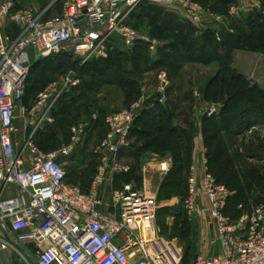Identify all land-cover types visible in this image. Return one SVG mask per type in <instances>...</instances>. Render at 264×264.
Listing matches in <instances>:
<instances>
[{"label":"built area","instance_id":"2783aa9c","mask_svg":"<svg viewBox=\"0 0 264 264\" xmlns=\"http://www.w3.org/2000/svg\"><path fill=\"white\" fill-rule=\"evenodd\" d=\"M144 2L180 11L200 30H213L221 41L227 16L197 0H66L61 14L51 19L43 18L47 10L17 7L15 0L0 4V184L18 188L15 196L0 198V253L9 262L18 253L24 261L35 257L37 264H181L180 248L160 234L157 193L133 182L116 188L110 184L131 170L120 160L122 151L131 146L135 120L155 103L139 99L104 116L107 134L95 148L98 164L88 191L67 181L65 162L75 153L83 126L73 127L72 142L57 149L44 150L35 143L36 133L55 122L53 113L61 99L82 81L70 71L38 92L30 107L24 105L31 52L73 57L83 66L109 59L119 39L128 46L145 44L155 55L161 42L129 24ZM243 12L264 15L262 2L247 0L231 7L228 17ZM8 23L19 26L18 34L4 32ZM232 67L251 86L264 88V75L243 72L235 63ZM158 77L162 88L158 101L165 103L169 75L163 70ZM220 109L214 103L205 114L212 117ZM19 114L27 117L30 129L17 147L14 132ZM170 168V159H160L163 173ZM108 186L109 202L104 197ZM233 196L210 171L205 153L195 156L184 208L198 217L204 241L211 232L216 234L219 248L215 254H199L195 264H264V199L233 217L227 212ZM104 206L109 209L103 210ZM19 247L27 250V256Z\"/></svg>","mask_w":264,"mask_h":264},{"label":"rangeland","instance_id":"374dc122","mask_svg":"<svg viewBox=\"0 0 264 264\" xmlns=\"http://www.w3.org/2000/svg\"><path fill=\"white\" fill-rule=\"evenodd\" d=\"M65 1L16 0L15 2L20 7H33L38 12L47 10L43 18L51 19L61 14ZM199 1L206 3L219 15L227 16L225 17L226 25L221 26L224 32L227 27L241 25L249 15L243 12L235 18L228 17L231 7L244 5L247 0ZM129 24L140 33L147 34L161 42L162 45L159 46V50L155 55L149 53L145 44L128 46L119 39L115 42L118 53H114V58L106 63L94 60L82 66L73 57H44L42 54L31 52V76L24 101L25 105L32 103L35 100L36 93L47 84L68 74L70 71H73L82 81L77 89L71 91L68 96L66 95L57 106V110L55 109V122L45 125L38 131L35 135V143L42 149H57L72 142L73 127L83 126L84 133L78 135V147L75 153L65 162L70 165V163H75L71 161V158H79V165L83 172L76 175V172L73 171L74 173L69 174V176H72L75 181L74 184L78 185L79 180L84 179L81 183L82 187L86 189L98 164L95 148L107 134V126L102 120L104 115L118 112L127 107L129 103L131 104L139 99H143L145 103H159L164 107L165 105L171 107L178 103L177 105L180 106L179 111H183L185 114L173 112L177 117H175L176 119H174L172 125L177 124L184 127L183 125L186 124V128H183L187 136L182 141V148L185 150L183 154L193 160L194 155L191 149L196 146L194 141L196 138H202V147L206 150L205 156L209 165L207 151H215L219 144L225 146L227 152L223 158L230 160V167L226 173L231 171L234 173L231 175L233 177L231 178L232 181L226 182L227 187L234 192L231 206L235 207L238 203H244L251 207L262 201L264 199V116L256 121L235 126H229L215 118L206 120L205 113L210 105L214 103L221 105L220 100L208 99L204 93V84L218 70V64L208 65L187 61L183 63L181 70L174 73L168 65L161 61L168 53L175 52L173 46H171L172 43L180 44L186 41L179 35V31L187 33L194 29L195 34L194 36L191 35L188 41H193L195 37L200 39L202 31L189 22L180 11L147 2L142 3L132 13ZM200 41H203V39L201 38ZM237 64L238 67L241 66L239 63ZM103 67L107 68L104 72L100 70ZM253 67L258 75H264V54L260 53V57L258 61L253 63ZM247 68L253 70L252 67ZM247 68L245 67V69ZM114 69H125L129 74L130 71H136L132 76L138 82L137 88L140 89V93L135 95L133 99H128L122 88L113 82L116 80ZM163 70L167 71L169 75V84L166 90L168 99L165 103H160L158 99L161 96L162 88L158 76L160 71ZM126 76L128 74H123V77ZM258 86L264 90L262 86ZM199 94L202 95L200 99ZM261 96L263 94L258 92L251 94L253 103L264 108V98ZM170 111H172V108H170ZM95 114L99 115L97 120L93 118ZM142 119L143 122L148 123L145 120L146 118L142 117ZM214 121L217 123L213 124L214 129L219 127L216 125L222 123L225 126V131L219 132L214 145H207L208 142L205 141L207 136L203 131L205 127L211 128ZM141 124L140 126H142ZM137 131L132 133L131 146L123 150L120 157L122 164L131 167L128 172H131V174L125 173L114 177L110 184L115 187L119 180L125 181V178H127L138 187H143L145 185V173L151 172V179L157 193L159 231L167 241L176 244L180 248L182 252L181 264H195L198 255L202 253H217L219 248L216 234L211 232L208 239L204 241L198 217L188 213L184 208L183 201L186 197L189 163L185 165L183 173L180 174L175 171L170 176L173 177L172 179L169 178L173 185L163 187V184L168 180L169 171L176 169L183 163L182 160H176L177 156L182 155V152L180 150L178 152L176 148L179 143L177 140L171 139L170 148L172 149L165 153L163 151L155 153L153 150L141 151L139 147L147 141V138L141 139L136 135ZM24 137H22L21 142ZM160 159H170L171 168L166 175L159 171ZM213 169H218V165H214ZM69 182H72V180L69 179ZM161 194H165L164 197H169V199H159ZM19 250L27 256L25 248L19 247ZM14 261L16 264H37L35 257H27V261H24L18 253H14Z\"/></svg>","mask_w":264,"mask_h":264},{"label":"trees","instance_id":"16d2710c","mask_svg":"<svg viewBox=\"0 0 264 264\" xmlns=\"http://www.w3.org/2000/svg\"><path fill=\"white\" fill-rule=\"evenodd\" d=\"M261 1L264 8V2L263 0ZM199 2L204 5H207L202 1ZM16 5L17 7H20L18 6L17 2ZM246 28L248 29V31L245 30ZM179 32V35L183 37L186 41L180 44L172 43L171 46H173V50L175 52L168 53L167 55H165V57L161 59V61L165 65H168V67L171 68L174 73H177L178 70H181L183 63L187 61L208 65L213 63L218 64V70L209 78V80L205 84L204 93L208 99H211L213 101L220 100L221 109L217 115H214L212 117H205V119L211 120L215 118L221 120L223 123L228 124L229 126H235L246 124L250 121H256L260 119V117H263L264 108H262V106L259 104L253 103L254 101L251 97V94L258 92L263 94V96L261 97L264 98V90L261 89L258 85L251 86L247 79L232 67V64L234 60L235 51L243 50L264 54V15L261 12L247 15V19H245L241 25L234 26L233 33L227 31L222 32L221 41L217 40L215 32L210 29L202 31L201 38L203 39V41H200L201 38L198 39V37H195L193 41H188L191 35L194 36V29H191V31L187 33H184L183 31ZM116 51L117 49L111 54L109 59L99 61L105 63L110 61L114 58L113 54L118 53V51ZM106 69V67H103L100 70L104 72ZM114 70V76H116V80L114 79L115 81L113 82L119 85L120 88H122L124 94H126V97H128V99H133L135 95L140 93V89L137 88L138 82L132 76V74L136 71H130L129 74V72H127L125 69ZM123 74H128V76L123 77ZM29 78L26 86V94L24 97V101L26 99L29 88ZM37 94L38 92L36 93V95ZM65 97L61 99L59 104L63 101ZM31 105L32 103L26 106L29 107ZM56 110H54L55 113H53L54 117L56 115ZM104 116L102 120L104 119ZM142 117L146 118L145 120H147L148 123L146 121L143 122ZM174 117V113L171 112L167 107H164L159 103H155L154 108L145 110L141 113V115L135 120L132 129V133L138 130L136 135L139 136L141 139L147 138V141L139 147V150L141 151L153 150L155 151V153H157V151H163L165 153L172 149L170 148L171 139H175L179 143L180 146L177 145L176 148L178 152L179 150L182 152V155L177 156L176 160H182L183 163H181V165L176 169L169 171L168 180L166 181V183L163 184V187L173 185L172 181H169V178H173L170 176H172L175 171L179 172L180 174L183 173V171H185V165L189 163L190 167V164L192 162L191 157H188L187 155L183 154L185 150L184 148H182V141L183 139L187 138L186 132L179 131L178 128L172 125ZM214 123L217 124L216 121H214L212 122L211 128L205 127V130L203 131L205 136H207L205 138V141L208 142L207 145H214V142L219 136V132L225 131V126L222 123L216 125L219 127L214 129ZM140 124L142 126H140ZM211 130L213 131L212 133ZM226 152V147L219 144L217 145L215 151H207L206 155L209 158L210 171L216 176L218 182L228 186L226 182L229 183L232 181L231 178L233 177H231V175H233L234 173L232 171L230 173H226L228 171V168L230 167V160L223 158ZM214 165H218V169H213ZM130 174L131 172L128 173V175ZM91 180L89 186L86 189L82 190L88 191L91 184ZM124 182L131 181L127 178H125V181L119 180L118 187L121 186V184H123ZM164 195L165 194H161L159 196V199H169V197H164ZM232 198L229 201L227 212L233 217H238L245 211H251L254 206L252 205L251 207H249L244 203H238L235 207H233L230 204ZM240 205L242 207H239Z\"/></svg>","mask_w":264,"mask_h":264},{"label":"crops","instance_id":"0c3cea01","mask_svg":"<svg viewBox=\"0 0 264 264\" xmlns=\"http://www.w3.org/2000/svg\"><path fill=\"white\" fill-rule=\"evenodd\" d=\"M3 1H5V0H0V3L1 2H3ZM232 29H233V31L231 32V33H233L234 32V27H231ZM222 30V32H224V29H221ZM246 31H248V29L246 28L245 29ZM202 31V30H201ZM226 31H227V29H226ZM225 31V32H226ZM4 32H6L7 34H10V35H12V36H15L16 34H18V32H19V26H17L16 24H7V26L4 28ZM227 32H230V31H227ZM260 57V53H254V52H248V51H243V50H239V51H235V53H234V60H233V63H235L237 66H238V64L237 63H239L241 66H239L241 69H242V71L243 72H251V69H248L247 67H252L253 68V70H255L254 69V67H253V63L255 62V61H258V58ZM32 60V59H31ZM245 67L247 68V69H245ZM252 70V71H253ZM215 73V72H214ZM213 73V74H214ZM212 74V75H213ZM260 75H262L263 76V74H260ZM211 77V76H210ZM209 77V78H210ZM208 78V79H209ZM205 85V84H204ZM171 88H173V87H171ZM170 92H171V90H170ZM169 94V93H168ZM168 96V95H167ZM198 97H199V99H200V97H202V95L201 94H199L198 95ZM182 101V100H181ZM182 102H185V101H182ZM33 103V102H32ZM151 103H154V102H151ZM176 103V102H175ZM178 103H176L174 106H166L165 105V107H169L168 109L170 110V108H172V111L171 112H177V113H180V114H185V112H183V111H179V109H180V106L179 105H177ZM25 105V104H24ZM171 105V104H170ZM26 106V105H25ZM26 107H28V106H26ZM30 107V106H29ZM154 108V107H153ZM174 108V109H173ZM185 116V115H184ZM175 117H177V116H175ZM174 117V119H176ZM183 117V116H182ZM174 119H173V121H174ZM173 123V122H172ZM173 126H175L176 128H178V130L179 131H183L184 129L183 128H186V124H184L183 126L184 127H180L179 125H177V124H173ZM15 128H16V131L14 132V140H15V142H16V145H17V147H19L20 146V142H21V139H22V137H24L25 135H27L28 134V132H29V129H30V127H29V125H28V119H27V117L26 116H24L23 114H19L17 117H16V119H15ZM35 142H36V140H35ZM194 143L196 144V146H194V148H192L191 150H192V153H193V155H194V157L195 156H197V155H202L203 153H205V149H204V147H202V145H203V141H202V138L200 139V138H196L195 139V141H194ZM73 159V160H72ZM71 161H74L75 163H70V165H68V163H66L67 165H66V171H67V173H68V177H67V181L69 182V179H71L72 180V182H69L70 184H72V185H74V186H78V187H80L81 189H85V188H83L82 187V183H81V181L83 182L84 181V179L82 180V178H81V181L79 180V185L78 184H74L75 183V181H74V179H73V177L71 176H69V174H72V173H74V172H76V175L77 174H80L81 172H83L82 171V168L80 167V165H79V158H71ZM74 171V172H73ZM159 171H161V169L159 168ZM161 173H163L162 171H161ZM146 175H144V177H145V185L143 186L145 189H147L148 191H154V192H156V190H155V188H154V186H153V182H152V179H151V177H152V173L151 172H146L145 173ZM163 175H166V174H163ZM90 183V182H89ZM118 185V184H117ZM117 185H115V188L116 187H118ZM89 186V185H88ZM152 186V187H151ZM18 193V188L15 186V185H13V184H10V185H7V186H5V187H3L2 186V184H0V198L1 199H7V198H10V197H13V196H15L16 194ZM109 195V196H108ZM104 197H105V200L107 201V202H109V199H110V187L108 186V187H106L105 188V195H104ZM105 209H109V206H104L103 207V210H105ZM0 259H1V263L2 264H11V263H16L15 261H14V253L12 254V261L11 262H9L6 258H5V256H4V254L3 253H0ZM18 264V263H17Z\"/></svg>","mask_w":264,"mask_h":264}]
</instances>
